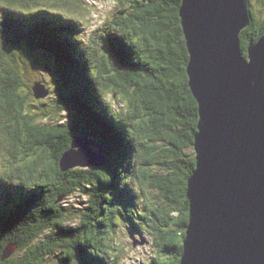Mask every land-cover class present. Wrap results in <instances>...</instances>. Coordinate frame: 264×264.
Segmentation results:
<instances>
[{"label": "trees", "instance_id": "trees-1", "mask_svg": "<svg viewBox=\"0 0 264 264\" xmlns=\"http://www.w3.org/2000/svg\"><path fill=\"white\" fill-rule=\"evenodd\" d=\"M115 1L84 41L86 0H0V264H120V229L154 238L144 264L181 263L199 112L182 0ZM262 8L249 0L244 50ZM82 134L104 163L63 169Z\"/></svg>", "mask_w": 264, "mask_h": 264}, {"label": "water", "instance_id": "water-1", "mask_svg": "<svg viewBox=\"0 0 264 264\" xmlns=\"http://www.w3.org/2000/svg\"><path fill=\"white\" fill-rule=\"evenodd\" d=\"M179 16L199 110L180 264H264V33L241 47L249 0H182ZM90 135L72 140L63 169L104 163Z\"/></svg>", "mask_w": 264, "mask_h": 264}, {"label": "rangeland", "instance_id": "rangeland-1", "mask_svg": "<svg viewBox=\"0 0 264 264\" xmlns=\"http://www.w3.org/2000/svg\"><path fill=\"white\" fill-rule=\"evenodd\" d=\"M252 2L253 4H255V8H257L258 10L260 3L258 1H252ZM116 6H117V2L114 0H86V4H85L86 9H84L83 12H80V15L83 16L84 20L87 23V29L85 28V31L87 33L86 35L88 36L82 37L84 41L88 39L90 33L93 32V30L97 29L99 26L104 24L107 17H110L112 10ZM262 9L264 10V8ZM50 58L54 61L52 56H50ZM43 70L45 73L46 70L45 69ZM39 75L41 74L39 73L38 76ZM48 75L50 76V74ZM49 80L51 84L53 82V79H49ZM26 83L29 84V80H27ZM29 91H30L29 88L25 85L20 88L21 94L23 95L27 94L28 97L32 100L33 95H30ZM114 105L115 107H117L116 104ZM120 106H123V104H120ZM8 143L9 141L7 137L3 136L2 132L0 131L1 153H5L9 150L7 146ZM94 158H96L95 155H93L92 159ZM84 199L87 200V198ZM69 203H74L73 199L70 198L67 204ZM119 241L122 242L123 245V246L121 245V247L123 248L120 247L122 251L120 264H144L151 259L152 255L157 250L154 238L148 233L130 234L126 232L125 229H120Z\"/></svg>", "mask_w": 264, "mask_h": 264}, {"label": "bare ground", "instance_id": "bare-ground-1", "mask_svg": "<svg viewBox=\"0 0 264 264\" xmlns=\"http://www.w3.org/2000/svg\"><path fill=\"white\" fill-rule=\"evenodd\" d=\"M145 132V131H144ZM142 135V134H141Z\"/></svg>", "mask_w": 264, "mask_h": 264}]
</instances>
